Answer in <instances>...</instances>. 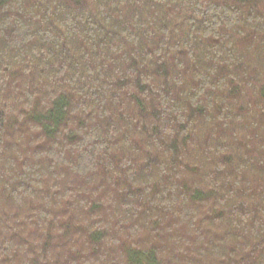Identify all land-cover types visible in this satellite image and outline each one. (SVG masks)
I'll return each mask as SVG.
<instances>
[{
  "label": "trees",
  "instance_id": "16d2710c",
  "mask_svg": "<svg viewBox=\"0 0 264 264\" xmlns=\"http://www.w3.org/2000/svg\"><path fill=\"white\" fill-rule=\"evenodd\" d=\"M0 264H264V0H0Z\"/></svg>",
  "mask_w": 264,
  "mask_h": 264
}]
</instances>
